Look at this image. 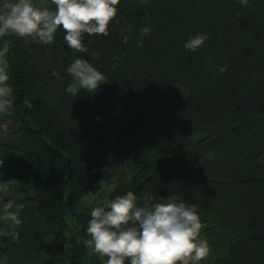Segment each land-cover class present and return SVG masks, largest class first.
<instances>
[{"label":"trees","instance_id":"obj_1","mask_svg":"<svg viewBox=\"0 0 264 264\" xmlns=\"http://www.w3.org/2000/svg\"><path fill=\"white\" fill-rule=\"evenodd\" d=\"M198 33L204 46L186 50ZM64 35L48 45L0 37L14 99L0 124L11 121L17 136L0 143V182L30 189L13 200L22 223L18 239L0 234V264H103L84 244L91 210L129 191L138 205L171 195L195 204L226 253L208 264H264V0H120L109 35L85 34L89 52L77 53L106 82L76 98L66 91L74 57ZM123 165L131 176L86 206L98 174L111 179Z\"/></svg>","mask_w":264,"mask_h":264},{"label":"clouds","instance_id":"obj_2","mask_svg":"<svg viewBox=\"0 0 264 264\" xmlns=\"http://www.w3.org/2000/svg\"><path fill=\"white\" fill-rule=\"evenodd\" d=\"M241 6H248L249 0H238ZM55 6L50 9L46 0H5L0 5V37L13 34L27 41L43 45L54 41L58 29L65 33L64 40L72 50L73 61L67 68L72 82L67 86V93L75 98L84 90L94 94L100 85L106 82V77L89 62L88 59L77 56V53H88L85 46V34L109 35V25L116 19L120 0H51ZM150 22V17H148ZM128 34L123 35L122 42L127 44L133 28L128 25L121 29ZM151 35V29L146 25L137 30V47H143L144 38ZM208 39L206 33H198L185 42L186 50L195 52L204 46ZM9 51L5 41L0 47V116L11 115L13 109V88L9 85V63L6 54ZM93 59H99L100 54L91 52ZM227 65L219 71H226ZM55 75V73H54ZM28 108L32 104L24 101ZM6 121L0 125L4 133L8 132ZM137 196L129 191L106 201L103 206L91 210L85 247L92 254L99 256L103 264H201L206 260L210 245L206 238H201L202 223L195 204L188 205L178 196L145 197L138 205ZM14 201H8L0 209V220L8 223L11 231L6 234L18 239L15 231L22 221L19 210L22 205L12 211ZM106 258V259H104Z\"/></svg>","mask_w":264,"mask_h":264},{"label":"rangeland","instance_id":"obj_3","mask_svg":"<svg viewBox=\"0 0 264 264\" xmlns=\"http://www.w3.org/2000/svg\"><path fill=\"white\" fill-rule=\"evenodd\" d=\"M0 1H1V5L5 2V0H0ZM34 2L39 3V0H34ZM16 139L17 136L14 135L13 133L10 132L0 133V143L8 142ZM131 171L132 169L129 165H123L118 169L116 176L111 179L106 178L105 175L103 174L102 175L98 174L94 191H92L91 194L86 196L83 203L86 206L95 203L97 204L100 201H102L101 203H104L106 197L113 191V189L117 186V184L123 180L128 179L131 176ZM21 187H23L25 190L28 189V185L23 184L22 182L17 180L0 182V199H7L9 201H13L16 199H20L22 197L30 196L29 195L30 189H28L29 191H25V190L21 191L20 190ZM217 234H218L217 228L213 227L212 225H206L202 227L201 238H206L208 240L210 245V252L207 259L201 261V264H208L217 259H222L226 257V253L224 251L216 250L212 246V242L214 241L215 236H217ZM65 245L69 246L68 243Z\"/></svg>","mask_w":264,"mask_h":264}]
</instances>
